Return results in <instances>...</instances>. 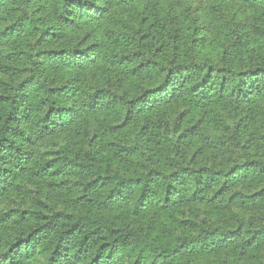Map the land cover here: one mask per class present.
<instances>
[{
    "label": "trees",
    "instance_id": "1",
    "mask_svg": "<svg viewBox=\"0 0 264 264\" xmlns=\"http://www.w3.org/2000/svg\"><path fill=\"white\" fill-rule=\"evenodd\" d=\"M0 0V264H264V0Z\"/></svg>",
    "mask_w": 264,
    "mask_h": 264
},
{
    "label": "rangeland",
    "instance_id": "2",
    "mask_svg": "<svg viewBox=\"0 0 264 264\" xmlns=\"http://www.w3.org/2000/svg\"><path fill=\"white\" fill-rule=\"evenodd\" d=\"M191 8H194L196 14L201 17H204L206 15V10L209 6V1L207 0H186V3Z\"/></svg>",
    "mask_w": 264,
    "mask_h": 264
}]
</instances>
